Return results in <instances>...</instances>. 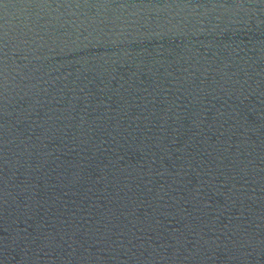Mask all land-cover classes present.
<instances>
[{"label": "water", "instance_id": "95a60500", "mask_svg": "<svg viewBox=\"0 0 264 264\" xmlns=\"http://www.w3.org/2000/svg\"><path fill=\"white\" fill-rule=\"evenodd\" d=\"M0 264H264V0H0Z\"/></svg>", "mask_w": 264, "mask_h": 264}]
</instances>
